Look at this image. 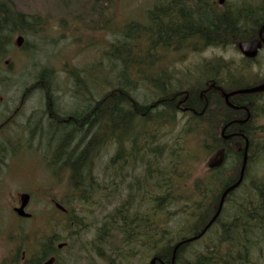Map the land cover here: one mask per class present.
I'll list each match as a JSON object with an SVG mask.
<instances>
[{
	"label": "trees",
	"instance_id": "16d2710c",
	"mask_svg": "<svg viewBox=\"0 0 264 264\" xmlns=\"http://www.w3.org/2000/svg\"><path fill=\"white\" fill-rule=\"evenodd\" d=\"M215 1L154 0L141 25L126 20L132 23L120 30L99 27L114 38L104 54L112 57L113 64H106V69L113 78L95 79L93 90L88 91L87 77L81 74L85 69L69 72L78 102L72 115L78 126L50 123L49 159L46 156L53 177L66 179L69 193L58 203L66 212L55 209L62 219L47 218L50 233L44 227L31 237L29 232L20 233L17 241L31 243L32 248L27 250L25 264H41L59 252L55 245L61 238L53 236L56 229L70 238L85 232L84 217L76 207L101 200L113 207L101 218L90 246L103 264H150L154 258L155 264H171L172 257L173 264H251L253 253L264 249V175L256 173L264 156V100L256 101L251 123L237 132L249 144L243 179L206 228L222 193L238 180L243 160V146L241 153L235 146L236 125L223 131L236 120V113L209 87L214 83L222 92H232L264 76L240 77L235 64L223 62L202 64V73L180 82L172 69L160 63L171 54L173 58L209 47L235 50L239 42L254 38L264 24V0L228 1L223 8ZM104 12L99 14L100 22ZM114 18L112 13V22ZM31 20L9 2L0 1V88L10 81L4 76L3 60L13 38L30 30L35 25ZM99 68L104 70L103 64ZM51 74L46 68L36 73L35 84L25 89L21 103L35 89L41 91L46 105L54 100ZM96 86H108L100 98L94 93ZM140 90L148 96L140 98ZM47 113L61 120L55 109L46 106ZM222 132L230 138L224 140ZM188 138L207 155L225 147L223 166L192 178L189 168L194 156L186 145ZM109 142L114 150L108 160ZM3 151L0 147V155ZM15 251L12 258L18 263L21 253Z\"/></svg>",
	"mask_w": 264,
	"mask_h": 264
},
{
	"label": "rangeland",
	"instance_id": "374dc122",
	"mask_svg": "<svg viewBox=\"0 0 264 264\" xmlns=\"http://www.w3.org/2000/svg\"><path fill=\"white\" fill-rule=\"evenodd\" d=\"M0 1L9 2L14 10L35 21V25H32L30 30L28 27L24 30L25 34L21 35L24 38L22 48H16L13 44L8 56L3 60L4 76L10 81L5 88H0V124L8 117H12L0 137V147L6 144L7 151L12 156L11 159H5L0 167V264H23L20 261L16 263L12 256L16 249L29 255L27 250H30L31 243L29 242V245L23 240L17 241L22 235L14 226L18 225L22 233L29 232L30 237L33 232L42 230L43 227L50 233L47 218L54 216L62 219L51 201L64 202L69 189L63 176L53 177L46 161V156L47 159L50 157V147L47 148L48 144L45 143L49 134L41 133L40 129L42 127L47 130L50 126L43 120V114L45 115L43 95L40 90L35 89L26 95L21 103L22 94L26 88H31L35 84L34 75L46 68L52 71V78H48L49 88L53 91L52 98L59 114L72 111L75 100L71 91L73 79L69 72L73 69H85L81 74L84 78L87 77L84 81L89 82L88 91L93 90L95 79H99L100 82L111 81L113 75L106 69L104 54L106 46L112 43L114 38L110 33H105L104 29L111 31L113 27H117L120 30L124 25L127 27L132 23L126 20H133L136 21V25H141L139 23L145 21V12L154 0ZM228 1L234 3L238 0ZM103 11L105 12L101 17H104L100 22L99 14ZM112 13L116 18L113 22ZM172 55H168L167 59H162L160 63L167 69H172L175 78L180 82L192 74L197 76L202 73L204 70L201 71V65L205 62L220 58L222 62L236 65L240 60L237 50L233 48H213L196 53L188 52L180 56L178 53L173 58ZM102 64L104 70L101 68L97 70ZM255 64L249 71L244 69L242 74L264 76V51L258 55ZM107 88L108 86L98 89L96 86L94 93L100 98ZM138 92L142 99L144 95L148 96L145 90ZM18 106L20 108L15 115L14 110ZM186 145L194 156L189 168L192 178L204 176L210 155L201 153L190 138ZM262 158L263 161H259L256 166L258 175H264V156ZM21 193L30 195L26 212L31 215V220H18L12 212L11 207L18 204ZM112 207V204L107 205L104 200H101L100 204L77 206L76 209L84 217L82 225H86L87 228L77 237L70 238L61 232L60 228H52L56 229L53 236L58 235L61 238L56 246L65 243L68 247L58 252L61 264H103V260L92 253L90 243L95 238V229L101 218ZM174 225L176 224L173 223L172 226ZM251 261V264H264V249L261 248L259 254L254 252Z\"/></svg>",
	"mask_w": 264,
	"mask_h": 264
},
{
	"label": "flooded vegetation",
	"instance_id": "af4514ba",
	"mask_svg": "<svg viewBox=\"0 0 264 264\" xmlns=\"http://www.w3.org/2000/svg\"><path fill=\"white\" fill-rule=\"evenodd\" d=\"M227 2H228V0H224L222 5H218L217 0L215 1V3H217V6L219 8H223L224 5ZM258 33H259V31L257 32L256 36L254 38L252 37V39H250V40L258 39ZM263 36H264V32H263ZM107 48H108V53H109V48H110L109 45L107 46ZM213 48L221 49V47H209L208 49H213ZM261 51L262 52L264 51V44H262L261 49L258 51V53H257L255 58L248 59V58L244 57L237 50V52L239 54V57H240V60L238 61V64L236 63V75H240V77H241L242 71H243L242 65H244L245 69L246 68L250 69L253 66H255L256 65L255 63H256L258 55L262 53ZM105 58H106V64H113L112 63V59H111L112 57L110 55L106 56ZM116 64H122V63H119V61H118ZM205 64H223V62H222V60H220V58H217L216 60H213L212 62H208V63L205 62ZM243 73H244V71H243ZM262 84H264V78L255 81V83H253V84H247V85L243 86L240 89H250V88H254V87H257L259 85H262ZM209 89L212 92L217 93L220 96V98H222L224 105L229 110H231L232 112L236 113V123H234V125H236V138L238 139V140H236V144H235L236 150L241 153V149H242V146H243V154H244V151H245V148H246V155H247L248 145H249L248 144V140L245 139L244 137L241 138L242 136L239 133H237V132L240 131V128L246 127L249 123H251V119L250 118H251L252 114L254 113L256 101L257 100H264V92H261V93H245V94L236 95L234 97H230V98L227 99V101L232 106L229 107L230 105L228 106V104H226V102H225V100L223 98V94L224 93H222L221 90L218 87H216L214 83H212L210 85ZM235 99H236V101H235ZM247 102H248V104H246ZM74 104H75V106H74L72 111L65 112V113L62 112V113L59 114V116L61 118L60 121L55 119V117L53 115H51V114L47 113L46 115H44V117H43L44 122H48V124L50 126L49 128H47V130L42 129V127L40 129L41 133H46L47 135L49 134V136L45 140L46 144L50 143L49 141L51 140V136H52V135H50L51 133H49L50 130H52V128H53L50 125V123L52 124L53 122H60L63 125V128H64V126L65 127H71V125L78 126L77 119L72 115V114H74V112L76 110V106H77L78 102H76V100H75ZM46 106H48V107H50L52 109H55L59 113V111L56 108V104H55L54 100L49 99V103L47 105L45 103V107ZM11 120H12V117H8L4 122H2L0 124V137H1L2 131L4 129H6L8 123L11 122ZM234 125L233 126L231 125L232 126L231 128H233V127L235 128ZM254 126L252 125V128H254ZM241 139H243L242 140L243 144H241ZM246 142H247V144H246ZM2 143H4V142H2ZM2 148H3L4 151L0 155L1 156L0 157V167L3 165L5 159H8V158L11 159V157H12L11 153H9L7 151L8 146L6 144H5V146H2ZM113 150H114L113 144L111 142H109L108 146L106 147V151H105L106 152V155H105L106 159L109 160L112 157ZM126 152L128 153L127 149H126ZM140 154L141 153H139V155ZM139 155L137 157L136 162L139 161ZM246 163H247V157H246ZM240 168H241V166H240ZM212 171H215V170H212ZM207 175H209V174L207 173ZM238 176H239V174H238ZM51 203H52V205L54 207L56 206V204H54L53 201H51ZM19 206H20V202L18 201V204L16 206L11 207L12 212L14 211V209L18 208ZM61 213H63L62 210H61ZM14 216H15V218H17L18 220H21V221H24V219H25V218H18L15 214H14ZM31 219H32V217L28 218V219H25V220H31ZM14 227L19 230V233H22L21 230H20L21 228L18 225H15ZM57 246L55 245V249L56 250H58ZM27 257H29V255H27L25 253V251L21 252L20 262L25 264V262L28 261ZM50 260H52L51 263H48V262H50ZM41 264H61V260L59 259V253H56V252L55 253L54 252L51 253L50 255L47 256V259H45L44 261L41 262Z\"/></svg>",
	"mask_w": 264,
	"mask_h": 264
},
{
	"label": "water",
	"instance_id": "95a60500",
	"mask_svg": "<svg viewBox=\"0 0 264 264\" xmlns=\"http://www.w3.org/2000/svg\"><path fill=\"white\" fill-rule=\"evenodd\" d=\"M223 2H224V0H218L219 5L223 4ZM263 31H264V24L261 26V28L259 30L258 39L239 43L238 50L240 51V53L244 57H246V58H255L256 57L258 50L261 49L262 44H264ZM22 42H23V38L21 36L17 37L15 39L16 47L20 48L22 45ZM261 92H264V84H262L258 87L252 88V89L230 92V93L224 94L223 97H224L225 102L227 103V99L229 97H232L235 95L245 94V93H261ZM227 138H228V136L224 137V139H227ZM224 158H225V149L224 148L218 149L209 159V162L207 164V168L208 169H217V168L221 167L223 162H224ZM245 166H246V148L244 151V156H243L242 166L240 169L239 178H238L237 182H235L232 186L227 188L222 193L216 214L214 215L212 220L208 223L206 228H208L219 216L220 211H221L222 206H223V201H224L225 197L227 196V194L232 192L234 189H236L240 185V183L243 179ZM29 198L30 197L28 194H21L19 196L20 206L18 208L14 209V213L18 217L30 218V215L24 212V209L26 208V206L29 202ZM56 207L58 209L62 210V208L59 205H56ZM193 239H196V238H193ZM193 239H191V240H193ZM191 240H189V241H191ZM61 248H62V245H58V249H61ZM173 259H174V257H172V263L171 264H173ZM51 261L52 260H50V262H48V263H51ZM155 261H156L155 258L152 259L150 261V264H155Z\"/></svg>",
	"mask_w": 264,
	"mask_h": 264
},
{
	"label": "bare ground",
	"instance_id": "6f19581e",
	"mask_svg": "<svg viewBox=\"0 0 264 264\" xmlns=\"http://www.w3.org/2000/svg\"><path fill=\"white\" fill-rule=\"evenodd\" d=\"M194 111V110H193Z\"/></svg>",
	"mask_w": 264,
	"mask_h": 264
}]
</instances>
